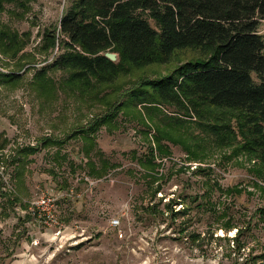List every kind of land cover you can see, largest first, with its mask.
<instances>
[{
	"label": "rangeland",
	"instance_id": "obj_1",
	"mask_svg": "<svg viewBox=\"0 0 264 264\" xmlns=\"http://www.w3.org/2000/svg\"><path fill=\"white\" fill-rule=\"evenodd\" d=\"M29 7L23 13L7 4L0 17V28L16 34L18 44L26 43L15 57L0 45V66L6 70L0 76V145L7 141L0 154L11 161L17 151L36 150L22 156L19 166H0V264H264V221L257 213L264 208V180L248 173L256 160L238 154L224 163L221 155L231 151L215 150L206 161H189L180 145L169 144L171 155L156 159L159 180L152 186L136 160L154 143V127H168L173 119L183 121L177 125L180 133L190 128L198 134L194 118L159 104L147 109L159 107L160 114L140 108L151 131L148 140L138 121L120 119L116 129L102 126L95 133L96 149L88 156L85 140L75 134L102 115L105 106L64 88L66 71L47 73L55 97L46 99L33 87L37 72L58 54V47L43 50V34L58 26L67 0H32ZM260 33L264 36V21ZM166 69L156 70L165 74ZM13 74L18 79L6 82ZM133 82L131 76L120 79L107 92ZM47 139L62 144L46 145ZM100 158L110 165L104 175ZM90 162L101 176L90 174ZM157 185L162 189L153 198ZM43 194L57 198L58 225L50 227L28 214L29 203ZM172 200L185 202L188 215L172 221L167 211ZM114 218L117 228L110 225ZM229 220L233 228L227 229ZM238 230L243 233L240 244L233 239Z\"/></svg>",
	"mask_w": 264,
	"mask_h": 264
},
{
	"label": "trees",
	"instance_id": "obj_2",
	"mask_svg": "<svg viewBox=\"0 0 264 264\" xmlns=\"http://www.w3.org/2000/svg\"><path fill=\"white\" fill-rule=\"evenodd\" d=\"M30 2L0 0V17L7 4H15L25 13ZM262 21L264 0H67L58 26L43 34V50L50 52L58 47V54L37 72L33 87L46 99L55 97V87L47 80V73L51 69L66 71L69 76L64 88L105 106L102 115L75 134L85 140L88 156L96 149L95 133L102 126L116 129L120 119L138 121L145 127L148 140L146 133L151 131L140 108L153 115L161 111L159 107L147 109L149 104L176 106L185 117L194 118L191 121L195 122L192 124L198 134L190 128L180 133L177 125L184 123L173 119L168 127H154V143L136 160L152 186L159 180L155 173L159 167L156 159L171 155L169 144L180 145L189 161H206L215 150L231 151L230 155H221L224 163L244 154L249 160H256L248 173L264 180ZM13 41L17 43L15 47H7ZM17 41L20 40L16 34L10 35L0 28L4 53L17 56L26 45ZM106 53L117 54L118 62L110 61ZM154 67H167L166 73ZM129 76L134 79L130 87H116V91L107 92L115 88L118 80ZM4 79L15 82L18 75ZM148 117L151 119L150 114ZM6 144L3 140L0 150ZM44 144L62 143L47 139ZM35 151L28 147L17 151L11 161L10 157L0 158V166L10 162L19 166L22 156ZM99 160L103 172L98 173L95 163L90 162L93 176L106 174L110 166L106 160ZM197 170L212 172L210 167ZM2 185L0 176V188ZM161 189V185L153 188V198ZM1 194L9 197L6 192ZM184 204L181 200L169 202L167 211L172 221L188 215L189 208ZM179 205L183 210L175 211ZM257 213L264 221V208ZM230 228H233L231 220L227 224V229ZM185 230L183 227L179 233ZM242 234L237 231L238 244Z\"/></svg>",
	"mask_w": 264,
	"mask_h": 264
},
{
	"label": "built area",
	"instance_id": "obj_3",
	"mask_svg": "<svg viewBox=\"0 0 264 264\" xmlns=\"http://www.w3.org/2000/svg\"><path fill=\"white\" fill-rule=\"evenodd\" d=\"M5 68L0 66V76L5 73ZM3 154H0V157ZM57 198L54 195L43 194L36 201L29 203L28 214L31 218H38L39 220H45V223L49 226L58 225L56 218ZM110 225L113 228L119 226L118 219H111ZM235 239V238H233ZM234 242H232V245Z\"/></svg>",
	"mask_w": 264,
	"mask_h": 264
},
{
	"label": "water",
	"instance_id": "obj_4",
	"mask_svg": "<svg viewBox=\"0 0 264 264\" xmlns=\"http://www.w3.org/2000/svg\"><path fill=\"white\" fill-rule=\"evenodd\" d=\"M105 56L112 62H116L118 60V56L115 53H106Z\"/></svg>",
	"mask_w": 264,
	"mask_h": 264
}]
</instances>
